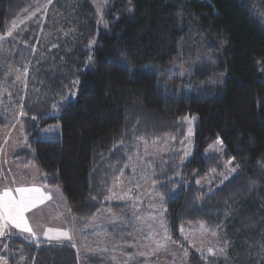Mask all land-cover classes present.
Returning <instances> with one entry per match:
<instances>
[{
  "label": "trees",
  "instance_id": "16d2710c",
  "mask_svg": "<svg viewBox=\"0 0 264 264\" xmlns=\"http://www.w3.org/2000/svg\"><path fill=\"white\" fill-rule=\"evenodd\" d=\"M40 1L0 0V41ZM55 4L68 35L44 51L36 50L38 25L10 38L29 66L18 103L26 139L16 162L34 164L41 185L62 192L82 233L100 212L116 214L110 237L128 246L136 219L126 204L109 202L115 182L142 142L183 143L191 121V157L183 162L181 145L152 177L170 239L189 253L188 264H264V0H109L101 21L90 0ZM178 60L209 92L166 86ZM11 119L0 106V129ZM217 139L223 157H204ZM230 161L239 171L226 184L212 193L198 186ZM199 224L218 229L225 259L199 254L182 239ZM0 260L110 264L71 244L17 233L0 239Z\"/></svg>",
  "mask_w": 264,
  "mask_h": 264
},
{
  "label": "rangeland",
  "instance_id": "374dc122",
  "mask_svg": "<svg viewBox=\"0 0 264 264\" xmlns=\"http://www.w3.org/2000/svg\"><path fill=\"white\" fill-rule=\"evenodd\" d=\"M57 0H43L36 4L33 11L19 19L14 31L24 33L29 26L41 27L37 51H44L46 46H52L55 39L70 33L62 26L56 8ZM101 21L102 12L109 0H90ZM12 33L7 39L0 41V106L8 111L12 119L9 126L0 129V193L12 190L17 195V187H38L51 199L32 208L25 217L37 234L33 238L27 232H21L10 224L5 229L6 238L11 233H17L35 242L75 245V249L84 254H97L107 257L110 264H188L189 253L183 250L171 239L166 229L163 216V201L155 192L152 177L154 166L165 160L173 152L182 149V160L187 161L193 152L194 130L191 121H187V136L183 143L165 138L155 142H147L139 146L132 157L127 171L114 184L109 197L110 203L127 205L136 219L132 244L116 245L108 227L119 222V217L109 210L100 212L85 226L83 233L77 228L76 221L70 213L62 192L57 188L41 185V175L34 164L23 165L15 160V154L24 144L26 136L22 125L21 109H19V93L24 89L29 66L27 59H17V54L11 50L15 40ZM13 37V41L10 38ZM188 62L178 60L171 70L166 86L173 88L179 94L188 95L194 92H209L204 85L194 82L195 70L189 72ZM174 78V80L172 79ZM76 95L73 96V99ZM22 149V148H21ZM225 148L220 139L208 146L203 156L223 157ZM238 167L233 161L223 163V173L212 175L198 182V186L212 193L231 180ZM52 230L50 235L67 232L70 240H48L44 233ZM182 239L189 247L199 254L215 255L220 260L227 256L228 245L220 239L218 229L199 224L189 226L181 232ZM105 259V258H104ZM0 264H5L0 260Z\"/></svg>",
  "mask_w": 264,
  "mask_h": 264
},
{
  "label": "snow or ice",
  "instance_id": "6c2138e0",
  "mask_svg": "<svg viewBox=\"0 0 264 264\" xmlns=\"http://www.w3.org/2000/svg\"><path fill=\"white\" fill-rule=\"evenodd\" d=\"M15 192L17 195H13L12 190H4L0 193V236L6 234L5 229L10 224L13 228L21 232H27L35 238L37 234L29 225L25 213L44 203L46 199H51V197L46 196L38 187H17ZM50 232H52L51 229L44 233L45 237L50 241L60 240L61 238L65 240L71 239L67 232H61L56 235H50Z\"/></svg>",
  "mask_w": 264,
  "mask_h": 264
}]
</instances>
